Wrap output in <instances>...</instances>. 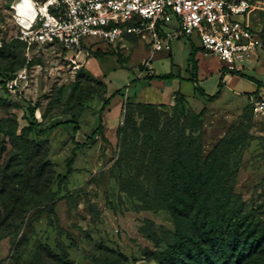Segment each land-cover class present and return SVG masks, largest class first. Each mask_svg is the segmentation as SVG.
I'll use <instances>...</instances> for the list:
<instances>
[{
  "label": "rangeland",
  "instance_id": "374dc122",
  "mask_svg": "<svg viewBox=\"0 0 264 264\" xmlns=\"http://www.w3.org/2000/svg\"><path fill=\"white\" fill-rule=\"evenodd\" d=\"M6 5L0 0V82L20 78L15 91H0V190L23 187L25 195L0 198V264H155L154 252H165L175 232L173 190H197L207 159L202 136L215 128L212 175L228 182L229 203L240 208L232 217L264 227V119L246 103L256 81L264 84V50L241 72L254 81L232 75L207 102L193 81L145 79L149 60L155 76L168 73L171 63L174 74L178 67L181 77L191 72L181 41L153 54L146 34L108 46L84 38V47L93 45L76 58L50 45L27 50L14 39ZM249 21L264 30V7ZM177 28L172 20L163 29ZM197 60L195 83L213 95L225 64L202 50ZM26 104L37 107L42 128H52L47 134L22 135ZM184 173L191 175L187 184ZM2 203L17 209L8 215Z\"/></svg>",
  "mask_w": 264,
  "mask_h": 264
},
{
  "label": "built area",
  "instance_id": "2783aa9c",
  "mask_svg": "<svg viewBox=\"0 0 264 264\" xmlns=\"http://www.w3.org/2000/svg\"><path fill=\"white\" fill-rule=\"evenodd\" d=\"M14 39L27 50L50 45L61 54H87L84 38L105 46L128 37L149 38L152 54L167 50L172 41L194 37L199 49L221 63L224 75L241 73L256 51L264 50V30L250 27L249 15L262 10L264 0H7ZM175 20L178 28L164 31ZM152 74L150 60L145 64ZM5 82L8 92L17 81ZM247 104L264 119V100L250 95Z\"/></svg>",
  "mask_w": 264,
  "mask_h": 264
},
{
  "label": "trees",
  "instance_id": "16d2710c",
  "mask_svg": "<svg viewBox=\"0 0 264 264\" xmlns=\"http://www.w3.org/2000/svg\"><path fill=\"white\" fill-rule=\"evenodd\" d=\"M195 51L194 48H191L188 59L190 62L193 60ZM237 75L246 77L241 73H237ZM145 79L169 81L173 79V76L171 74L146 76ZM190 81L195 84L194 93L207 102L218 98L222 87V76L219 80L218 91L212 96L206 95L195 83L196 80L191 78ZM0 91L6 92L5 82H0ZM116 94L123 95L119 91ZM110 100L111 98H108L104 102L102 109L109 105ZM21 109L26 122V126L22 128V135L32 133L35 136H43L52 129L42 128V122H39L35 117L36 106L26 104ZM77 131V124H73V133L76 134ZM2 132L0 127V133ZM10 137L20 140V136H15V134ZM81 147L77 144L76 149ZM216 147L217 145L207 153H203L201 143V154L206 155L207 159L202 161L203 171L196 177L201 182L197 190L185 189L178 193L173 190L172 218L175 222V232L168 235V246L165 252H154L155 264H260L263 262L264 227L255 223L249 228V224L246 226L247 220L244 216L233 218L232 215L238 212L237 209L240 211V208L232 209V204L229 203L232 196L228 194L226 187L228 182L225 177L216 178L218 182L213 178L212 165L214 163L212 158L215 155ZM70 174L71 165L67 167L66 176L61 179V182H66ZM13 179L9 177V181H13ZM189 179H191L190 173H184L181 181L187 184ZM23 185H26L24 187L27 188V181L22 182L21 186ZM219 185L222 186L219 187ZM15 190L7 191L6 189L4 191L3 188L2 191L0 190V198L7 196L10 199H19L20 196L25 195L23 187L21 190L18 189V192H14ZM1 208L7 210L8 215L17 209L14 205L10 207L3 203ZM7 219L8 217H5L2 223L5 224Z\"/></svg>",
  "mask_w": 264,
  "mask_h": 264
},
{
  "label": "crops",
  "instance_id": "0c3cea01",
  "mask_svg": "<svg viewBox=\"0 0 264 264\" xmlns=\"http://www.w3.org/2000/svg\"><path fill=\"white\" fill-rule=\"evenodd\" d=\"M178 41H181L182 43H183V45L185 44V45H187L186 47H187V49L189 50V52H190V54H191V48H194L196 51L194 52V55H193V60L191 61V62H187V71H190V69H191V72L186 76V77H181L180 75H179V73H180V67H178V71H177V74H174V69H173V64L171 63L170 64V67L168 68L169 69V72L168 73H166L165 75H168V74H171L173 77L175 76H178V78H181L182 80H190L191 78H193L194 80H196V82H197V74H198V65H197V63H198V60H197V55L199 54V46H198V44L197 43H194V42H191V41H189V40H187V39H185V38H179L178 39ZM171 54V53H170ZM170 54H168V56H170ZM190 54H189V56H190ZM152 68V67H151ZM221 70V69H220ZM223 72V71H222ZM155 76V72H154V70L152 71V74H150L149 76ZM221 76H222V86L223 87H225V86H227L229 83H230V80H231V78H230V76H228V75H224V73H221ZM220 76V77H221ZM245 76V75H244ZM247 77V76H246ZM247 78H249V79H253L252 77H247ZM256 84H257V91L256 92H254V93H251V94H249L248 96H250V95H254V96H256L257 94L256 93H258V95H257V97H259V98H261L260 96H264V91H261L262 89H264V84H262L261 82H259V81H256ZM178 92H179V94H180V96H182V97H184V98H186L187 99V95H185L184 93H181L180 92V90H178ZM205 93V92H204ZM220 93H221V91H220ZM206 94V93H205ZM207 95V94H206ZM214 95V94H213ZM220 95V94H219ZM236 95H237V93H236ZM209 96V95H208ZM210 96H212V95H210ZM198 97V96H197ZM198 98H200L201 100H205V99H203L202 97H198ZM262 99V98H261ZM206 101V100H205ZM247 103V102H246ZM219 133V128L217 129V128H215L212 132H204L203 133V136H202V151H203V153H207L210 149H211V147L212 146H209L210 145V143L212 142V141H214L216 138H219L220 137V135L218 134ZM219 140V139H218Z\"/></svg>",
  "mask_w": 264,
  "mask_h": 264
},
{
  "label": "water",
  "instance_id": "95a60500",
  "mask_svg": "<svg viewBox=\"0 0 264 264\" xmlns=\"http://www.w3.org/2000/svg\"><path fill=\"white\" fill-rule=\"evenodd\" d=\"M10 1H12V0H10Z\"/></svg>",
  "mask_w": 264,
  "mask_h": 264
}]
</instances>
